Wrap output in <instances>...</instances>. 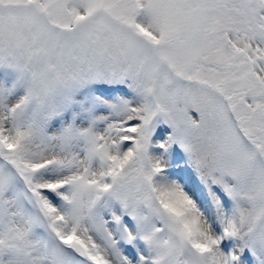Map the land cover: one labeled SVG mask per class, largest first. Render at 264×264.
Instances as JSON below:
<instances>
[{
    "label": "snow or ice",
    "instance_id": "1",
    "mask_svg": "<svg viewBox=\"0 0 264 264\" xmlns=\"http://www.w3.org/2000/svg\"><path fill=\"white\" fill-rule=\"evenodd\" d=\"M0 264H264V0H0Z\"/></svg>",
    "mask_w": 264,
    "mask_h": 264
}]
</instances>
